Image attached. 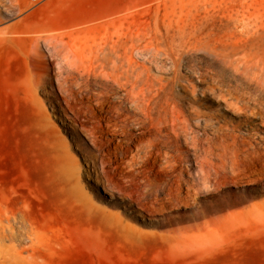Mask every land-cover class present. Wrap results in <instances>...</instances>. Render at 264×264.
<instances>
[{"label":"rangeland","instance_id":"1","mask_svg":"<svg viewBox=\"0 0 264 264\" xmlns=\"http://www.w3.org/2000/svg\"><path fill=\"white\" fill-rule=\"evenodd\" d=\"M22 1L0 0V264H264V166L234 163L216 136L224 125L222 134L261 141L264 127L235 130L236 113L212 91L264 112V0ZM115 24L140 31L127 66L198 88L204 128L186 159L151 152L149 138L130 141L121 130L134 109L126 89L86 73L92 30ZM193 25L225 36L226 56L181 46L180 30ZM73 62L77 100L68 103L58 85ZM219 107L228 118L220 124L210 118ZM204 131L216 155L196 154Z\"/></svg>","mask_w":264,"mask_h":264},{"label":"bare ground","instance_id":"2","mask_svg":"<svg viewBox=\"0 0 264 264\" xmlns=\"http://www.w3.org/2000/svg\"><path fill=\"white\" fill-rule=\"evenodd\" d=\"M17 3L23 4V1L17 0ZM120 27L121 26H117L115 24V27H109L106 25L92 30L95 34V40L90 46V58L92 63L90 66L85 65L86 73H88L89 77L110 75L118 82L120 87L126 89L127 98L134 104V109L129 112V117L131 118L127 123H124L121 126V130L126 132V137L130 141H136L140 138H146L147 140V138H149L151 152L155 149L160 151H155L156 154L157 152L158 154H161V152H164L165 150L169 153L176 152L178 154L177 158L184 160L187 158L185 153H188L187 144H189L190 136L195 134V130H202L204 128L201 127V119L204 115L199 107H196V105H203V100L197 96L198 88L193 85V91H191L188 85L185 84V82L187 83L189 81L188 78L182 75H171L168 77L139 75V69L136 64L130 62L131 64L127 66L126 60L130 55H133L135 51L139 50V41L141 36L138 27L132 31L130 36L121 34L119 32ZM113 29L117 31L118 34V40L116 42L113 40L111 41L110 38V34ZM15 33L20 35L27 34L24 32ZM15 33L8 32L6 35H8V37L12 40L15 38H12L9 34ZM99 37H102L103 39L100 43L98 42ZM178 37L179 44L181 46L207 48L212 52H215L216 55L226 56L227 54L224 48L219 50V47L224 45L226 37L209 30L204 25H193L191 30L188 32L181 29ZM111 43L113 44L111 45ZM52 49L58 53L61 51L59 50L57 44H53V46L51 45V50ZM37 51H39V46L35 45L33 52ZM112 62L114 63L113 67H111ZM65 70H69L70 73L67 77L65 76V78H63V81L60 80L58 87L63 93L64 100L69 103V99H76L74 87L77 86V83H75L73 74L78 72L79 67H77V63L73 62L71 64H67L65 66ZM108 70L111 71L108 72ZM130 71H132V75H129ZM59 75L65 74L64 72H61ZM201 83L204 82L202 81ZM212 91L217 98L221 99L222 102H225L227 107L236 113L238 122H236L233 126L235 130L241 129L243 126H248L251 129L261 126L264 127V112H262L257 106L251 104L249 101H246L241 95L239 97L224 91L222 87L212 88ZM55 100V102L59 105V109L62 114H66L63 105L59 102V98L56 97ZM219 105H221V102H219ZM222 111L223 109L219 107L215 111V114L210 115V118L212 120L215 119L218 124L222 121L226 122L228 118L223 116ZM65 117H67V115H65ZM258 117L261 118L263 123H257ZM60 120L63 122L66 128L65 130L69 131L71 125L68 122L63 121V119ZM104 131V133H108L107 128H104ZM224 131V125H220L216 134L217 139L219 140V147L225 149L227 153H229V150L231 151L234 155L233 157L236 159L234 163H241L245 169L247 167L254 168L261 165L264 166V138H262L261 141H249L248 139H256L257 136L254 134H248L246 137L236 134H222ZM208 135L209 131L208 133H204L202 136L197 135L198 138H194L196 154L201 153V155L206 156L216 155L215 151L218 149L210 145L209 148L204 146V138H208ZM229 139L232 140L231 144L227 143ZM208 142L210 144L212 143V140H208ZM169 158L174 157L172 156ZM155 159L156 158L154 156L153 160ZM161 159H163V157H161ZM203 165H205V163H203ZM240 167L242 166L240 165ZM233 170L236 172L234 165ZM209 173L211 174V172Z\"/></svg>","mask_w":264,"mask_h":264}]
</instances>
